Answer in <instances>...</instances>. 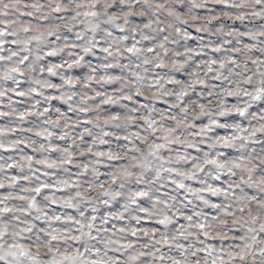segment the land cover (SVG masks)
Returning a JSON list of instances; mask_svg holds the SVG:
<instances>
[{"label": "snow or ice", "instance_id": "6c2138e0", "mask_svg": "<svg viewBox=\"0 0 264 264\" xmlns=\"http://www.w3.org/2000/svg\"><path fill=\"white\" fill-rule=\"evenodd\" d=\"M0 264H264V0H0Z\"/></svg>", "mask_w": 264, "mask_h": 264}]
</instances>
